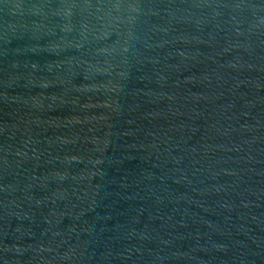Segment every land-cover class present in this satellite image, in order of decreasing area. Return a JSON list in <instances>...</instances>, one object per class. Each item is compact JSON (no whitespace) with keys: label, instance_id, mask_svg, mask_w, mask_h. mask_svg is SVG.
<instances>
[{"label":"water","instance_id":"obj_1","mask_svg":"<svg viewBox=\"0 0 264 264\" xmlns=\"http://www.w3.org/2000/svg\"><path fill=\"white\" fill-rule=\"evenodd\" d=\"M0 264H264V0H0Z\"/></svg>","mask_w":264,"mask_h":264}]
</instances>
